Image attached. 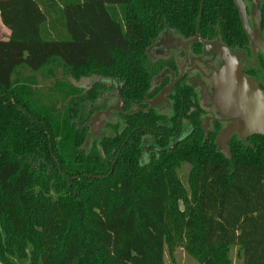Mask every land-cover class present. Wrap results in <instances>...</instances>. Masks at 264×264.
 Returning a JSON list of instances; mask_svg holds the SVG:
<instances>
[{
    "label": "trees",
    "instance_id": "16d2710c",
    "mask_svg": "<svg viewBox=\"0 0 264 264\" xmlns=\"http://www.w3.org/2000/svg\"><path fill=\"white\" fill-rule=\"evenodd\" d=\"M233 9L0 0L10 31L0 40V264H165L178 248L197 264H234V248L242 264H264V145L223 152L215 139H188L171 150L166 139L145 159L142 135L164 126L143 112L126 133L117 122L89 136L110 91L120 87L127 108L143 103L147 50L164 31L194 36L225 11L232 23Z\"/></svg>",
    "mask_w": 264,
    "mask_h": 264
},
{
    "label": "flooded vegetation",
    "instance_id": "af4514ba",
    "mask_svg": "<svg viewBox=\"0 0 264 264\" xmlns=\"http://www.w3.org/2000/svg\"><path fill=\"white\" fill-rule=\"evenodd\" d=\"M233 4L232 23L225 11L217 23L199 28L194 36H185L175 28L164 31L147 50L153 76L143 103L127 108L122 99V111L115 110L121 91L118 87L114 100L106 109L95 112L89 122L90 142L110 135L111 125L117 122L122 126V133H126L128 117L143 112L158 126H164L163 130L158 127V131L142 135L141 148L146 153L145 159L159 155L164 150L159 145L166 139L171 150L188 139H202L204 142L215 139V144L223 152L233 146L264 145V135L242 137L236 131L227 139L226 147L217 143L224 130L242 122L240 118L220 115V110L211 103L216 92L212 76L225 63L223 48L235 57L247 80L264 93V0H241L243 16L235 0ZM105 85L110 87L111 83ZM158 101L160 103L152 106ZM97 114H100L97 123L91 125ZM114 119L117 121L113 122ZM143 119L144 116L138 115L141 129L146 128ZM132 137V133L127 135L126 143Z\"/></svg>",
    "mask_w": 264,
    "mask_h": 264
},
{
    "label": "water",
    "instance_id": "95a60500",
    "mask_svg": "<svg viewBox=\"0 0 264 264\" xmlns=\"http://www.w3.org/2000/svg\"><path fill=\"white\" fill-rule=\"evenodd\" d=\"M235 2L243 16L241 0H235ZM222 51L225 63L221 70L212 76L216 92L211 103L220 110V115L242 120L241 123H235L221 133L217 143L226 147L227 139L235 131L242 137L264 135V93L247 80L235 57L231 56L226 48ZM123 103L121 91H119L118 107L114 109L122 111ZM158 103L160 102L153 103L152 106ZM108 113L105 114L108 115ZM99 116L100 114L95 116L91 125L97 123Z\"/></svg>",
    "mask_w": 264,
    "mask_h": 264
},
{
    "label": "rangeland",
    "instance_id": "374dc122",
    "mask_svg": "<svg viewBox=\"0 0 264 264\" xmlns=\"http://www.w3.org/2000/svg\"><path fill=\"white\" fill-rule=\"evenodd\" d=\"M8 29L2 24L0 20V40H5L8 36ZM10 32V31H9ZM10 35V34H9ZM90 85L92 82H88ZM81 84H87L86 81H82ZM46 85V84H44ZM110 98L108 100V104L111 102V100H114L115 93L114 91L109 92ZM108 106V105H107ZM117 120L114 119L113 122H116ZM188 172V169L185 168L182 170L181 175H184ZM185 176V175H184ZM237 248H234L232 251V258L234 260V264H242L241 260L237 258ZM165 264H197L192 258H190L183 249L178 248L174 254L173 257H171L168 253L165 255Z\"/></svg>",
    "mask_w": 264,
    "mask_h": 264
},
{
    "label": "crops",
    "instance_id": "0c3cea01",
    "mask_svg": "<svg viewBox=\"0 0 264 264\" xmlns=\"http://www.w3.org/2000/svg\"><path fill=\"white\" fill-rule=\"evenodd\" d=\"M10 32L8 31V36H9ZM8 36L6 37V39L8 38Z\"/></svg>",
    "mask_w": 264,
    "mask_h": 264
}]
</instances>
